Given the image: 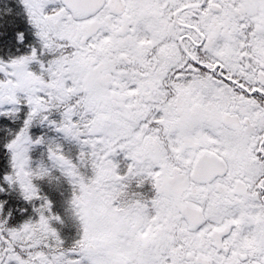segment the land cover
Here are the masks:
<instances>
[{
	"label": "snow or ice",
	"instance_id": "1",
	"mask_svg": "<svg viewBox=\"0 0 264 264\" xmlns=\"http://www.w3.org/2000/svg\"><path fill=\"white\" fill-rule=\"evenodd\" d=\"M0 264H264V0H0Z\"/></svg>",
	"mask_w": 264,
	"mask_h": 264
}]
</instances>
